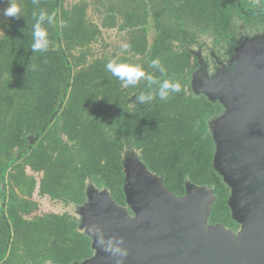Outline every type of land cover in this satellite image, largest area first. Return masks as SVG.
<instances>
[{"label":"trees","instance_id":"16d2710c","mask_svg":"<svg viewBox=\"0 0 264 264\" xmlns=\"http://www.w3.org/2000/svg\"><path fill=\"white\" fill-rule=\"evenodd\" d=\"M0 0V264H71L93 255L92 238L68 212H39L35 195L54 204L81 205L87 186L108 189L126 205L124 153L140 152L145 166L177 196L187 185L211 188L208 223L237 232L231 189L214 166L209 120L223 104L189 87L201 35L234 45L239 25L264 30V0H99L102 25L127 32V50L97 55L100 27L87 19V2ZM10 5L20 18L6 17ZM49 41L33 52L34 27ZM158 59L165 69L151 67ZM109 62L140 66L146 76L180 85L166 101L159 85L136 86L106 69ZM151 92L140 104L136 97ZM130 211V210H129ZM131 212V211H130Z\"/></svg>","mask_w":264,"mask_h":264},{"label":"water","instance_id":"95a60500","mask_svg":"<svg viewBox=\"0 0 264 264\" xmlns=\"http://www.w3.org/2000/svg\"><path fill=\"white\" fill-rule=\"evenodd\" d=\"M242 55L238 79L214 93L205 88L226 109L211 131L214 166L231 189L240 229L208 223L211 188L189 183L177 196L140 159L124 165L126 205L88 184L82 207L94 252L71 264H264V48Z\"/></svg>","mask_w":264,"mask_h":264},{"label":"rangeland","instance_id":"374dc122","mask_svg":"<svg viewBox=\"0 0 264 264\" xmlns=\"http://www.w3.org/2000/svg\"><path fill=\"white\" fill-rule=\"evenodd\" d=\"M87 2V19L89 21L94 22L97 24L101 29V37L98 39L97 42L92 44L93 52L97 55H101L103 53L113 54L119 48H124L127 41V32L125 30H121L118 27L113 28H105L102 25V16H103V7L99 0H66L65 6L71 7L74 4ZM237 42L236 49L234 50L231 46H226V44L222 47H217L213 44V40L207 34L201 35L199 37V44H195L193 46V51L197 52L204 57L206 61V66L210 69L208 75V82L210 84H215L217 79L224 81V77L226 79V83L230 77L234 80L238 79V74L240 73V64L243 61V52L247 48H264V30L263 29H250L245 25H239L237 29ZM233 49V51H232ZM203 55V56H202ZM215 56V57H214ZM240 68V69H239ZM220 71V72H219ZM238 71V72H237ZM238 74H237V73ZM220 75V78L218 76ZM195 81L189 87V91L192 94H199V90L197 89L198 85L203 86L202 84V74L201 70H198L195 73ZM231 80V79H230ZM215 81V82H214ZM225 83V84H226ZM224 84V85H225ZM216 85V84H215ZM203 88V87H202ZM201 88V89H202ZM200 89V90H201ZM218 117L211 118L209 120V127L210 130L213 131L215 126L218 124ZM140 152L133 148H128L125 150L124 153V165L127 167L129 165L139 164L140 162ZM90 184V183H89ZM40 206L39 212H48V211H55V212H68L74 217H76L78 222V228L82 232L86 231V223L87 218L86 214L83 210L82 204H70V205H63V204H54L50 202L47 198H42L37 195L34 196ZM45 264H52L47 262Z\"/></svg>","mask_w":264,"mask_h":264},{"label":"clouds","instance_id":"9594fccd","mask_svg":"<svg viewBox=\"0 0 264 264\" xmlns=\"http://www.w3.org/2000/svg\"><path fill=\"white\" fill-rule=\"evenodd\" d=\"M4 15L6 17H15L17 19L21 17L20 9L15 5H10L8 8H6L4 10ZM45 21L51 23L52 17L42 11L34 27V43L32 45L33 52H45L49 48V41L46 39V33L41 28V24ZM127 48L128 46L125 45L124 49L127 50ZM151 67L158 69L161 73H164L165 71L158 59L153 60L151 62ZM106 69L114 77L122 81L125 87L136 86L142 79L147 80L149 86L153 84H158L159 87L156 95H158L161 101L168 100L172 93H178L181 90L180 85L178 83H171L168 80L158 81L150 75L146 76L144 70L138 65H133L129 63L109 62L106 65ZM153 99L154 95L151 92H149L148 94L141 93L139 96L136 97V100L140 104L150 103ZM101 243H103V241H101ZM109 246L111 245L109 244ZM115 251L119 252L120 249L117 248L115 249Z\"/></svg>","mask_w":264,"mask_h":264},{"label":"flooded vegetation","instance_id":"af4514ba","mask_svg":"<svg viewBox=\"0 0 264 264\" xmlns=\"http://www.w3.org/2000/svg\"><path fill=\"white\" fill-rule=\"evenodd\" d=\"M237 40H238V38L236 39V42H235V44L234 45H232L231 47L235 50L236 49V43H238L237 42ZM197 44H199V42L197 43ZM214 44V43H213ZM215 46H217L218 48L219 47H222V46H224L225 44H221V45H216V44H214ZM226 46H230V45H227L226 44ZM220 49V48H219ZM233 49H232V51H233ZM192 51V53L194 54V57L196 58V62H197V66H196V68L194 69V71H193V73H192V81H191V85L194 83V81H195V78H196V76H195V73L198 71V70H201V74H202V78H201V80H202V84H203V86H201V85H198L197 86V89L199 90V94H205L206 95V93H205V88H207L208 89V91L210 92V93H214V92H216V89H217V86L219 85V87L220 86H223L227 81H226V79H227V77L225 78L224 77V81H221L220 83L218 82V79H217V81L215 82V84H210V82H208V73H209V68L206 66V64H205V60H204V57H201V55L200 54H198L197 52H194L193 51V49L191 50ZM203 56V55H202ZM215 57V56H214ZM220 72V71H219ZM218 78H220V75L218 76ZM218 84V85H217ZM227 84V83H226ZM225 84V85H226ZM191 85H190V87H191ZM203 87V88H202ZM202 88V89H201ZM201 89V90H200ZM219 101V100H218ZM226 111V109H224V111L222 112V113H220L219 115H217L216 117H218V116H220V115H222L224 112Z\"/></svg>","mask_w":264,"mask_h":264}]
</instances>
